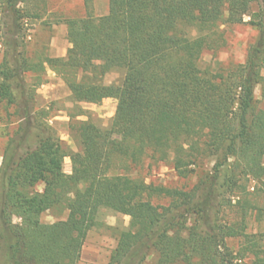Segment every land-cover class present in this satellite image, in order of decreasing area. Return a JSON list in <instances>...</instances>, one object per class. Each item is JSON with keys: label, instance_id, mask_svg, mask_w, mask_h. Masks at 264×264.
Instances as JSON below:
<instances>
[{"label": "trees", "instance_id": "obj_1", "mask_svg": "<svg viewBox=\"0 0 264 264\" xmlns=\"http://www.w3.org/2000/svg\"><path fill=\"white\" fill-rule=\"evenodd\" d=\"M29 1L37 0H0V102L17 117L0 163V264H78L104 209L129 218L108 264H143L151 254L156 264H264L262 237L246 233L245 220L249 209H262L239 197L251 181L254 194L264 196V0H108L97 17L92 0H82L85 15L63 22L65 57L41 62L23 56ZM239 24L257 31L244 63L200 68L202 54L222 45L221 27ZM44 64L73 101H116L105 130L71 123L77 152L25 100L24 75ZM114 70L123 72L121 83L102 84ZM209 157L211 170L188 191L128 174L135 158L168 164L185 178ZM58 209L76 215L40 221ZM229 209L239 220L223 219ZM230 240L240 241L236 251Z\"/></svg>", "mask_w": 264, "mask_h": 264}, {"label": "rangeland", "instance_id": "obj_2", "mask_svg": "<svg viewBox=\"0 0 264 264\" xmlns=\"http://www.w3.org/2000/svg\"><path fill=\"white\" fill-rule=\"evenodd\" d=\"M24 12L27 16L22 21L24 44L23 56L33 62H41L45 58L65 57L70 45L66 40V28L63 23L68 18H80L85 15V8L82 0H37L29 1ZM30 6H37L34 10ZM108 0H92L91 13L93 16L105 15L107 12ZM49 11V13H48ZM226 17V13L224 14ZM248 21V18H245ZM223 43L216 50H206L199 61L200 68H213L219 64L221 67L232 64H242L245 61L246 51L257 37V31L249 25H227L221 27ZM3 48L0 45V62L2 60ZM264 78V69L261 72ZM123 78V72L114 70L108 72L102 78L104 85H119ZM39 83V84H38ZM25 85V100L33 104L34 112L54 130L64 147L69 152H77L79 147L71 133V123L90 121L98 128H108L114 115L116 101L109 99L98 104H86L75 102L63 81L49 66L39 67L36 71L27 72L23 77ZM261 84L255 87L254 98L258 109L263 107L260 98ZM16 88L14 94L18 96ZM14 107L6 106L0 102V163L1 155L6 141L13 133L17 125V117L14 114ZM131 177L141 178L146 184L162 186L167 189L188 191L192 189L201 176L210 171L212 157L204 159L201 165L195 167L193 172L185 178L179 177L168 164L151 165L147 160L131 158L127 161ZM70 159L66 157L63 161V171L70 174ZM201 166V167H200ZM222 179L219 181L221 185ZM254 182L247 184V192L239 195L240 198L250 202L252 206L261 208V212L249 209L246 214V233L258 234L262 237L261 245L264 249V196L254 194ZM35 190L41 191L42 185L38 184ZM220 191H222L220 189ZM236 194V193H235ZM235 194L231 196L234 204ZM254 194V195H250ZM75 210L58 209L43 213L40 221L51 224L66 220L75 216ZM237 209L225 210L223 219L228 223L239 220ZM129 218L121 214L113 213L110 210H102L99 217V225L91 229L82 247L78 264H108L109 257L114 250L119 233L128 227ZM13 224H18L19 219L13 217ZM233 250H237L239 240L228 241ZM143 264H156L155 255L151 254Z\"/></svg>", "mask_w": 264, "mask_h": 264}, {"label": "crops", "instance_id": "obj_3", "mask_svg": "<svg viewBox=\"0 0 264 264\" xmlns=\"http://www.w3.org/2000/svg\"><path fill=\"white\" fill-rule=\"evenodd\" d=\"M30 8H31V7H30ZM48 13H49V11H48ZM106 100H109V99H105V100H103V102L106 101Z\"/></svg>", "mask_w": 264, "mask_h": 264}]
</instances>
